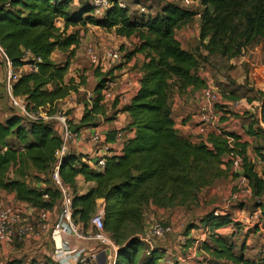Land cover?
I'll use <instances>...</instances> for the list:
<instances>
[{"label":"trees","instance_id":"obj_1","mask_svg":"<svg viewBox=\"0 0 264 264\" xmlns=\"http://www.w3.org/2000/svg\"><path fill=\"white\" fill-rule=\"evenodd\" d=\"M72 1L0 0V48L12 67H33V71L21 75L12 85V94L23 98L31 110L48 107L50 114L55 111L56 103L74 90L71 83L64 81L68 59L63 65L50 59L55 50L67 52L78 45V33H68L69 27L89 23L114 30L119 37L139 39L133 53H142L145 62L139 88L127 107L133 136L125 142L120 155L106 159L102 171L92 169L84 160L87 157L75 153L63 157L59 164L60 178L73 192L75 221L85 228L101 208L98 204L101 201L104 231L117 246L114 264H156L159 250L140 254L142 241L138 232L127 237V228L138 230L147 206L183 205L195 190L219 176L216 168L221 158L237 150L243 164L242 175L258 199L256 208L262 209L264 230V204L260 200L264 198V174L261 177L256 174L246 157L245 145L230 133L210 134L205 142L193 144L174 128L170 108L174 88L183 92L188 87L203 85L197 74L199 56L182 49L174 36V31L196 13L175 3H165L154 16L136 18L126 7L113 1L100 17H95L91 4L75 10L70 8ZM199 1L205 8L200 16L199 39L207 40L203 48L209 54L220 49L225 54L232 43L234 46L241 39L244 54L260 57L264 49V0ZM59 21L62 27L58 26ZM240 46L236 45V51H241ZM104 77L95 87L98 97L90 109L85 108L81 125L94 124L95 115L101 111L100 90L107 79ZM260 98L258 120L264 125V91ZM114 134L108 133L107 140L111 141ZM228 138L236 141L232 149ZM60 146L61 139L53 125L42 119L25 124L13 113L0 123V196L2 192H14L18 202L37 210L54 208L59 200L55 188V195L41 193L27 181L33 178L31 172L37 178L43 174L49 179ZM10 168H14L13 179L9 177ZM78 176L85 182H94L95 186L76 194ZM45 195L47 199L43 198ZM201 222L213 243L204 247L211 256L232 264H259L242 253L235 254L226 236L216 234L232 224L229 214L210 213Z\"/></svg>","mask_w":264,"mask_h":264},{"label":"crops","instance_id":"obj_2","mask_svg":"<svg viewBox=\"0 0 264 264\" xmlns=\"http://www.w3.org/2000/svg\"><path fill=\"white\" fill-rule=\"evenodd\" d=\"M58 26L62 27L61 21L58 22ZM72 32L78 33V45L76 47H71L67 52L55 50L51 54L50 59L54 63L60 65L65 64L68 59V68L64 81L66 84L71 83L74 90L65 99L56 103L53 108L55 109L54 112L50 114L47 113L48 107L42 108V111L45 115L44 121L53 125L54 131L58 136L61 128L57 122V118L63 114L68 121L69 127L73 131L75 130L74 134H76V139L72 143L74 152L77 155L92 157L91 143L89 142V136L92 132L97 131L107 136L108 133H114L119 129H127L130 132L129 138L133 136L134 131L129 128L130 116L127 107L139 88V81L142 77L141 69L145 62V58L142 53H133L139 43L137 37H119L115 35L114 30H107L89 23L83 24L82 22L69 27L68 33ZM174 36L185 51H189L196 56H207L209 54L202 46L207 43V40L201 42L199 39L200 15H198V13H196V16L189 22L175 30ZM88 46L96 47L101 58L105 57L108 51H117L120 54L121 61L118 63H112L107 60V62L103 63V67L94 68L90 65L85 54V48ZM238 60L246 61L242 57H239ZM235 63L238 65L236 67L238 73L242 72L243 74L238 80V83L240 86L246 85V88L238 91V96L229 92V94L227 93L228 98H225L226 100H221L222 103H220V101L216 103V105L220 104L222 106V108H215L223 112L224 116L217 124L212 125L208 129V132L210 134L215 128H217L223 133L232 134L239 143L245 145L247 155L255 149L253 152L254 155L251 156V154H249L248 156V159L252 164L264 165V161H260V157H257L256 152L258 151L260 154L264 153V150L260 148L264 145V133H262V131L264 132V125L262 124L263 126L260 128L258 123L259 107L261 104L260 95L263 90L262 85H260L261 82L255 80L256 77H252L251 70L247 69V67L245 68L244 65H241L242 62L235 61ZM209 64V60L207 59L205 63L201 62L199 65L197 74L203 82V85L200 88L188 87L183 92H179L174 88L171 97L170 108L174 128L182 137L189 139L192 143H195L194 140H197L195 128L197 124L198 102L194 100V96L207 89L212 90L217 94L218 92L222 93V95L223 93L226 94V91H229V86L224 84L226 83L224 82L226 81L224 75L222 77L216 75L220 82H214L213 77L215 76L216 71L211 70ZM14 69L19 72L20 76L33 71L31 65H23L22 67L17 68L14 67ZM246 73H248L249 77L247 84L246 81H243ZM104 76H106L107 79L104 80V86L100 90V95L101 92L103 93L102 89L110 84L112 97L103 98L101 95V100L99 102L101 111L95 115V123L91 125H81L80 121L83 117L85 108L90 109L92 103L98 97L99 92L95 90V87L98 82L105 78ZM4 88H7L5 64L0 57V90H4ZM1 93L2 91L0 94ZM11 115H13V111L6 112L0 109V123H4V121ZM110 138L112 139V136H110ZM113 139L110 142H112L115 149H119L120 151L112 156L120 155L124 145L118 146ZM13 172L14 168H10L9 177L11 179L14 178ZM237 173H239L238 170ZM257 175L261 177V174L257 173ZM38 176L40 178L45 177L43 174ZM94 186V182H85L81 176H78L75 179L74 192L80 195ZM8 202L13 204L18 202L15 199L14 192L1 193L0 205L7 204ZM98 204L101 205V208H99L97 214H102V202L99 201ZM23 206H26V204ZM57 206L58 204L51 210H44V212L47 213L49 221H54L56 218ZM30 211L33 210L31 209ZM231 225L232 224H229L228 226ZM41 235L43 237V234ZM44 239L50 244L48 235L45 236ZM66 239L68 240L70 247L73 249H83L86 250L87 253L98 252L97 259L91 262L90 260H87L86 264H114L116 261V257L112 249L109 247H101L99 243L93 240L75 242L71 240V238ZM30 241L32 240L25 242L20 251L23 249L25 253H33L34 255L30 254L32 256L42 255L40 260L37 258H27V262L22 260L15 261L13 259L9 260L8 253L13 255L15 252H13L12 244H7L3 247L0 253V264H12V262H20V264H54V261L52 260L53 248L51 244L49 245L50 252L49 254H46L42 248H39L38 242L33 240L32 242L35 243L30 245Z\"/></svg>","mask_w":264,"mask_h":264},{"label":"rangeland","instance_id":"obj_3","mask_svg":"<svg viewBox=\"0 0 264 264\" xmlns=\"http://www.w3.org/2000/svg\"><path fill=\"white\" fill-rule=\"evenodd\" d=\"M94 1L95 0H73L70 8L76 10L84 4H91L94 8ZM113 1L117 2L120 6L122 5L123 7H126L130 14L136 18H139L140 16H154L165 3H175L182 7L188 6L184 8L192 12L195 11L194 13H198L200 16L205 10L199 0H188V4H184V6L182 3L183 0H108V5L110 6ZM210 11L211 9L209 8L208 12ZM93 15H95L94 12ZM101 15L102 12L100 11L95 17H100ZM241 42V39L236 40V45L238 44L240 46ZM232 44L231 49L225 51V54L223 53L224 51L222 52V49H220L217 53H210L207 56H199L200 62L205 63L208 59L211 70L216 71V74L213 77L215 83L220 82L216 75L220 77L224 75L226 77V81H224L226 83L224 84L229 86V91H226V94L223 93V95L218 92L219 99L217 103L219 101L222 103L225 98L227 99L229 92L237 95L238 91L246 88V85L240 86L238 83V80L243 74L242 72L238 73L236 70L238 65L235 61L242 62V64L240 63L242 66L244 65L245 68L247 67V69L251 70L252 77H256L255 80L261 82L260 85H262V92L264 91V49L258 58L248 57L242 52L241 46V51L239 52L235 49L236 45L233 46ZM239 57H242L246 61L238 60ZM248 79V73H246L243 81H246L247 84ZM1 91L0 109L10 112L12 110L7 100V88L0 90V92ZM215 107L222 108L220 104H215ZM29 109L33 112L31 108ZM35 111L37 110H34V112ZM221 133L223 132L219 130L218 133V129L215 128L210 134L219 135ZM262 133L264 132L262 131ZM210 134L208 133L205 138L207 139ZM197 140L198 142L193 144L202 143L200 139L197 138ZM234 146V144H231L229 147L232 149ZM260 148L264 150V145ZM236 151L226 153V155L221 158V163L216 168L220 172L219 176L214 178L209 185L195 190L192 197L183 205H174L167 208H160L159 206L152 205L143 209L141 224L138 230L134 231L132 228H127L126 231L127 237L138 232V237L142 241V246L139 248L140 254H145L152 249H158L159 255L157 256L156 264H232L225 260L216 259L204 249L206 245H213V243L209 239V233L206 227L201 222V220L210 213L214 215L229 214L232 220V225L219 229L216 234L218 233L226 236V240L233 246V252L235 254L242 253L245 258L254 260L259 264L264 263V230L262 229L263 221L261 219L262 209L256 208L258 199L253 196V189L249 184V181L241 175L243 172L242 162L240 161L238 166L232 164L231 159H235V157L238 156V152L236 153ZM253 152H250L249 154L253 156ZM256 152L257 157H260V161H264V153L260 154L258 151ZM249 154H246L247 158ZM253 165L256 172L262 176L264 174V165ZM237 170L239 173H237ZM30 176L33 178L28 180L29 186L41 193L44 192L55 195V190L50 183L48 176L37 178L32 172ZM260 200L264 204V198L262 197ZM7 204L13 203L8 202ZM36 215L37 214H34V217H36ZM156 225L163 228H170L171 231L170 233L159 237L153 232V228ZM84 229L94 232L89 224ZM44 238L45 236L40 237V240H36V242H38L39 248H42L44 253L49 254L50 244L45 241L46 239ZM30 242V245L35 243L32 241ZM23 244L24 243L20 244L15 241L11 245L15 254L12 253L13 255H11L8 253L9 260H22L27 262L29 258H37L39 260L42 258V255L32 256L30 254L33 253L27 252V254L23 249L20 251L22 246H24Z\"/></svg>","mask_w":264,"mask_h":264},{"label":"built area","instance_id":"obj_4","mask_svg":"<svg viewBox=\"0 0 264 264\" xmlns=\"http://www.w3.org/2000/svg\"><path fill=\"white\" fill-rule=\"evenodd\" d=\"M107 2L108 0L94 1L95 15H98L100 11L103 13L109 7ZM182 3L184 6V4H188V0H183ZM85 54L90 65L94 68L103 67V63L107 62V60L112 63L121 61L120 54L117 51H108L105 57L101 58L98 49L92 46L85 48ZM0 57L5 64V78L8 90L7 100L13 113L27 124L40 119L44 120L45 115L42 108H39L38 112H32L23 98L12 94V85L20 78V74L12 67L1 48ZM102 91L101 95L103 98L112 97L110 84L104 87ZM218 99V94L209 89L203 90L200 94L194 96V100L198 102L197 124L195 128L196 139H200L201 142L206 140L205 136L209 133L208 129L212 125L217 124L224 116L223 112L215 108ZM57 120L61 128L59 134L61 146L55 152L56 161L49 175L50 182L59 195L57 216L54 221H49L47 213L44 210L39 211L21 202L0 205V253L7 244H13L15 241L22 244L28 240H40L41 234H43V236L48 235L53 248L52 260L54 264H86L87 260L91 262L97 259V251L87 253L83 249H73L66 238H71L75 242L93 240L99 243L101 247L111 248L114 255H116L117 246L111 240L109 234L104 231L102 214H95L88 223L94 232L85 230L82 225L75 221L72 209L73 192L69 186L62 182L59 175V164L63 157L75 153L72 143L76 139V134L71 131L64 115L58 116ZM258 123L260 128H262V123ZM129 137L130 132L127 129H119L115 132L113 140L118 146H123ZM194 141L197 142V140ZM89 142L91 143L92 157L86 156L87 158L84 160L96 171H102L105 167L106 159L120 151L114 148L112 142L107 140L106 135L97 131L90 134ZM228 142L231 145L235 144L236 141L234 138H228ZM231 160L234 166H238L240 161L242 162L239 156ZM43 198L47 199L48 196L45 195ZM25 204L26 206H23ZM31 209L33 211H30ZM34 214H37L36 217H34ZM170 231V228H163L159 225L153 228V232L159 237L170 233Z\"/></svg>","mask_w":264,"mask_h":264},{"label":"water","instance_id":"obj_5","mask_svg":"<svg viewBox=\"0 0 264 264\" xmlns=\"http://www.w3.org/2000/svg\"><path fill=\"white\" fill-rule=\"evenodd\" d=\"M115 257H116V255H115Z\"/></svg>","mask_w":264,"mask_h":264}]
</instances>
